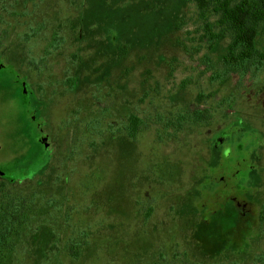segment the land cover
Masks as SVG:
<instances>
[{
    "label": "rangeland",
    "instance_id": "obj_1",
    "mask_svg": "<svg viewBox=\"0 0 264 264\" xmlns=\"http://www.w3.org/2000/svg\"><path fill=\"white\" fill-rule=\"evenodd\" d=\"M195 7L0 0L1 76L29 89L0 79V169L31 158L0 176L30 202L5 264H264V69L219 71Z\"/></svg>",
    "mask_w": 264,
    "mask_h": 264
},
{
    "label": "trees",
    "instance_id": "obj_2",
    "mask_svg": "<svg viewBox=\"0 0 264 264\" xmlns=\"http://www.w3.org/2000/svg\"><path fill=\"white\" fill-rule=\"evenodd\" d=\"M191 1L196 5V17L200 19L208 41H215V44L223 39L229 41L227 52L221 57L219 71H223L226 75L237 73V75L246 76L252 72L259 73L264 69V0ZM259 41H262V45ZM182 118L190 122H200L206 121L209 116L204 111L196 110L183 115ZM137 127L135 122L132 123L131 132L135 134ZM39 128H41L40 124ZM42 157L43 155L40 154L37 161H41ZM6 197L0 204V258L3 255L1 245L11 243L4 236L11 232L10 226L14 224L9 219L23 215L13 204L11 197ZM261 217L264 219V214Z\"/></svg>",
    "mask_w": 264,
    "mask_h": 264
},
{
    "label": "flooded vegetation",
    "instance_id": "obj_3",
    "mask_svg": "<svg viewBox=\"0 0 264 264\" xmlns=\"http://www.w3.org/2000/svg\"><path fill=\"white\" fill-rule=\"evenodd\" d=\"M178 14H179V12L174 13V19H177L179 17ZM166 26H168V29L171 27L170 24H168ZM174 27H175V24H174V26L171 27V29H174ZM4 58H7V56H5ZM2 63H3V59H1V61H0V79L6 78V77L9 78V75H11L12 77L10 78V80H12L14 78V72H16L17 75H19V77L17 79V85H19L23 89V92H25V90H26L25 89L26 88V79L16 71V66L12 65L10 63H6V65L7 66L10 65L12 69L9 71L10 73L8 75L1 76L2 74H4V72H3L4 67H3ZM4 63H5V61H4ZM28 91H29V89L26 90V93H28ZM26 93H24V94H26ZM31 107H32V105H31ZM31 107H30V109H31ZM33 109H34V111L32 110V113L34 114L36 111V107H34ZM26 110H27V103L25 106V111ZM33 118L31 119V122L32 123L36 122V123L40 124L41 131H42L43 125L45 123L42 120L38 119L37 117H33ZM35 138H36V145H38L39 147L41 146V149L43 151L44 148H43L42 141L38 140L37 137H35ZM46 148H48V147H46ZM38 155H39V153L37 151L35 154V157L36 156L38 157ZM48 159H50V158H48ZM30 161H31V158H29L28 160H23L20 163L15 164L13 169L10 170V172L5 171V175H0V176L2 178H6L9 180H15V181H17V180L22 181L28 177L30 179L31 176L28 175V173L26 172L27 166L30 165ZM252 193L253 192H251L250 195H252ZM27 206L30 208V202H28V201H25L24 206L23 205L21 206L19 204L17 207L22 212L23 215L14 216V217L9 219L10 221L14 222V224L12 226H10L11 232L5 234L4 236H6L11 241V243H9L8 245H1V250L3 252V255H2V258H0V264L7 263L10 256H12L13 253L15 252V248H16L17 244H19V242L23 238V235L25 233V227L28 224V220H27L28 216H25V212L28 211V210L26 211ZM207 220H208V218H207Z\"/></svg>",
    "mask_w": 264,
    "mask_h": 264
},
{
    "label": "water",
    "instance_id": "obj_4",
    "mask_svg": "<svg viewBox=\"0 0 264 264\" xmlns=\"http://www.w3.org/2000/svg\"><path fill=\"white\" fill-rule=\"evenodd\" d=\"M0 175H5V171L0 169Z\"/></svg>",
    "mask_w": 264,
    "mask_h": 264
}]
</instances>
